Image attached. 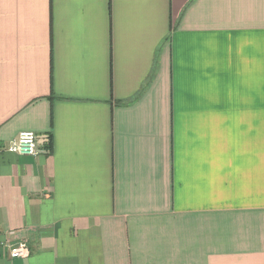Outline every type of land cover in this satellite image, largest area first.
Returning <instances> with one entry per match:
<instances>
[{
  "label": "crops",
  "instance_id": "0c3cea01",
  "mask_svg": "<svg viewBox=\"0 0 264 264\" xmlns=\"http://www.w3.org/2000/svg\"><path fill=\"white\" fill-rule=\"evenodd\" d=\"M25 132L0 264H264V0H0V149Z\"/></svg>",
  "mask_w": 264,
  "mask_h": 264
},
{
  "label": "built area",
  "instance_id": "2783aa9c",
  "mask_svg": "<svg viewBox=\"0 0 264 264\" xmlns=\"http://www.w3.org/2000/svg\"><path fill=\"white\" fill-rule=\"evenodd\" d=\"M19 156L35 157L38 155L36 137L33 133H20L15 139L10 141L5 148L0 149ZM14 232H9L6 237L5 247L8 249L11 259L26 257L28 254L27 245L23 241L12 242L11 237Z\"/></svg>",
  "mask_w": 264,
  "mask_h": 264
}]
</instances>
